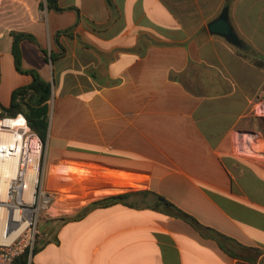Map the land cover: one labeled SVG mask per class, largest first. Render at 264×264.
Masks as SVG:
<instances>
[{
    "label": "crops",
    "instance_id": "1",
    "mask_svg": "<svg viewBox=\"0 0 264 264\" xmlns=\"http://www.w3.org/2000/svg\"><path fill=\"white\" fill-rule=\"evenodd\" d=\"M21 2L12 31L37 39L20 42L22 68L52 85L43 187L57 195L32 264H264V68L208 29L229 7L264 59V0ZM74 26L60 48L55 34ZM12 31L0 37L5 107L32 82ZM157 195L228 237L227 250Z\"/></svg>",
    "mask_w": 264,
    "mask_h": 264
},
{
    "label": "built area",
    "instance_id": "2",
    "mask_svg": "<svg viewBox=\"0 0 264 264\" xmlns=\"http://www.w3.org/2000/svg\"><path fill=\"white\" fill-rule=\"evenodd\" d=\"M46 144L23 114L0 109V264H32L43 223L56 217L43 187Z\"/></svg>",
    "mask_w": 264,
    "mask_h": 264
},
{
    "label": "trees",
    "instance_id": "3",
    "mask_svg": "<svg viewBox=\"0 0 264 264\" xmlns=\"http://www.w3.org/2000/svg\"><path fill=\"white\" fill-rule=\"evenodd\" d=\"M40 7H47L49 10H54L56 12L64 11V9L59 5V0H45L44 3L40 4ZM74 28L75 26L57 31L54 38L56 44L60 48H63L60 45V37L63 35L73 36ZM11 36L13 38L12 52L16 69L22 74L31 75L32 82L28 85L21 86L14 90V92L12 93L11 103L8 107L2 105L0 101V109L5 115L16 116L18 114H23L28 120L30 127L40 136L44 144H46L49 128L48 101L51 98L52 85L48 81L44 80L36 70H26L22 68L20 42L24 39H29L32 42L37 43L36 37L30 33L17 31H12ZM239 53L246 58L250 57V59L256 66L264 68L263 58H260L255 54L244 53L242 51H239ZM42 54H46V51L42 50ZM57 56L58 54L52 52L51 57L53 60L57 59ZM157 197L163 208L168 211H172L174 215L190 223L194 228L200 231L202 235L215 239L222 249L227 250L225 244L230 241L228 237L215 230L203 226L192 215L182 211L162 196L157 195ZM125 198L126 196L124 195L106 198L102 201L96 202L93 207L110 206L122 202Z\"/></svg>",
    "mask_w": 264,
    "mask_h": 264
},
{
    "label": "rangeland",
    "instance_id": "4",
    "mask_svg": "<svg viewBox=\"0 0 264 264\" xmlns=\"http://www.w3.org/2000/svg\"><path fill=\"white\" fill-rule=\"evenodd\" d=\"M20 1L22 0H0V37L2 36V34L6 36V34L9 31L17 30L18 27H20V24L22 22L18 20V7L19 4L21 5L23 4L22 2L20 3ZM27 1L31 4V6L37 7L39 6V3H44L45 0H27ZM1 25H3V28L1 27ZM5 66H6V70H8L7 63L5 64ZM4 73L5 76L7 75V78L9 77L11 79L10 81L13 84L12 77L8 75V73L6 72ZM4 90L5 88L2 91V95L5 94ZM248 148L253 153H257L260 151L261 145H259V143L257 142H254L250 144Z\"/></svg>",
    "mask_w": 264,
    "mask_h": 264
},
{
    "label": "water",
    "instance_id": "5",
    "mask_svg": "<svg viewBox=\"0 0 264 264\" xmlns=\"http://www.w3.org/2000/svg\"><path fill=\"white\" fill-rule=\"evenodd\" d=\"M209 32L224 37L229 43L240 51L251 52V48L237 35L229 18V7H226L222 14L208 26Z\"/></svg>",
    "mask_w": 264,
    "mask_h": 264
}]
</instances>
